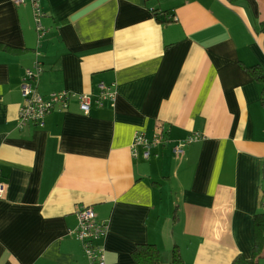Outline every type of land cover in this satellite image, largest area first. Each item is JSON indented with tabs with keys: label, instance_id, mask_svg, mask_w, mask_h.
I'll return each instance as SVG.
<instances>
[{
	"label": "crops",
	"instance_id": "obj_1",
	"mask_svg": "<svg viewBox=\"0 0 264 264\" xmlns=\"http://www.w3.org/2000/svg\"><path fill=\"white\" fill-rule=\"evenodd\" d=\"M39 40L30 0H0V264H88L74 233L91 206L108 232L107 264H138V244L185 264L250 258L264 209L262 85L264 0H40ZM40 54V55H39ZM41 62L44 97L77 98L19 125L27 70ZM115 106L97 103L101 84ZM134 155L137 131L153 139ZM190 133L203 139L177 156ZM260 264H264L261 261Z\"/></svg>",
	"mask_w": 264,
	"mask_h": 264
},
{
	"label": "built area",
	"instance_id": "obj_2",
	"mask_svg": "<svg viewBox=\"0 0 264 264\" xmlns=\"http://www.w3.org/2000/svg\"><path fill=\"white\" fill-rule=\"evenodd\" d=\"M26 0H16V2H25ZM34 9L36 28L38 31L39 40H41L47 33L48 29L42 22L44 13L41 8L40 0H30ZM40 55V54H39ZM43 72L41 62H37L33 68L27 70V78L22 87L24 97V104L19 111V125L26 124L43 125L45 117L48 113L54 110H64L70 107L71 99L77 98L80 104V109L83 113L89 114L91 111L93 97L91 94H73L68 91H60L51 94L49 97H44L37 90V79ZM115 86L107 85L105 83L100 85V91L97 97V103L103 106L109 102L110 106H115L117 91ZM167 129L164 125L158 123L156 125V132L152 140L145 137L143 131H137L132 144L135 156H138V147L143 148V156L149 159L152 155V148L163 142V137ZM203 139V135L199 133H190L185 139L180 140L174 147V153L177 156L185 152V148L193 143ZM6 184L0 181V198L6 191ZM78 218V226L74 230L77 238L81 240L85 250L88 264H107L106 252L100 241L104 240L108 225L106 222L99 221L94 209L91 206H82L76 212Z\"/></svg>",
	"mask_w": 264,
	"mask_h": 264
},
{
	"label": "trees",
	"instance_id": "obj_3",
	"mask_svg": "<svg viewBox=\"0 0 264 264\" xmlns=\"http://www.w3.org/2000/svg\"><path fill=\"white\" fill-rule=\"evenodd\" d=\"M262 30L264 31V22L262 24ZM0 49L17 51L2 43H0ZM245 68L253 78L262 85L261 100L264 103V69L259 64L251 67L245 66ZM254 223L255 245L253 255L250 258L238 255L234 258L232 264H260L261 259L264 258V210L258 211L255 214ZM133 257L138 264H185L178 248H175L171 256H167L156 244L153 243L138 244L133 251Z\"/></svg>",
	"mask_w": 264,
	"mask_h": 264
},
{
	"label": "rangeland",
	"instance_id": "obj_4",
	"mask_svg": "<svg viewBox=\"0 0 264 264\" xmlns=\"http://www.w3.org/2000/svg\"><path fill=\"white\" fill-rule=\"evenodd\" d=\"M173 147H174V146H173ZM263 210H264V209H263ZM261 261H264V258H262ZM261 261H260V262H261Z\"/></svg>",
	"mask_w": 264,
	"mask_h": 264
}]
</instances>
